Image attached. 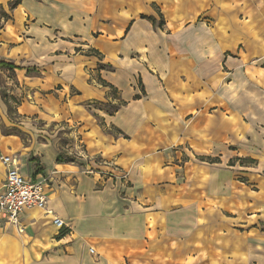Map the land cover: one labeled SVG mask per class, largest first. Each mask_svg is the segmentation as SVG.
Masks as SVG:
<instances>
[{"label":"crops","instance_id":"1","mask_svg":"<svg viewBox=\"0 0 264 264\" xmlns=\"http://www.w3.org/2000/svg\"><path fill=\"white\" fill-rule=\"evenodd\" d=\"M13 1L0 0V156L48 179L49 212L0 222V264L140 251L183 264L184 242L264 264V0ZM60 121L89 138L86 155L38 126Z\"/></svg>","mask_w":264,"mask_h":264},{"label":"rangeland","instance_id":"2","mask_svg":"<svg viewBox=\"0 0 264 264\" xmlns=\"http://www.w3.org/2000/svg\"><path fill=\"white\" fill-rule=\"evenodd\" d=\"M0 67H3V65H1ZM4 74L7 75L6 67L3 70V73H0V86H2L6 82V78H5ZM10 74L8 73V75H10ZM1 89H2L1 91L6 90L4 88V86L1 87ZM10 113L11 114L15 113L14 104H12ZM13 118H14V116H13ZM39 123L40 124H38V126H40L41 129H43L46 132L49 131L52 137H54L55 139H58V142L60 143L63 152L67 153L68 149H73V154H75L77 152H81L83 155H86V153H85L86 149L85 148L87 146H89L92 149V147H91L92 145L89 142V138L83 139L82 134L78 133V131H79V130H77L78 128L75 126V128L71 129V125H69V123H67L66 121H60L59 123H56V124L51 123L48 125L43 124V122H39ZM2 129L4 132H11V133H14L18 136L25 138V135L17 127L7 128L4 125H2ZM72 131H75V134L71 133ZM85 140H87V142ZM67 156L69 158H72V157H70L72 155H67ZM106 157H108V156L106 155ZM92 159L95 160L96 163H98V164H103L105 161L104 159H102L100 156H97V155H93ZM76 161H78V160H76ZM82 167H85V166H82ZM87 169H89V168H87ZM91 169H94V165L92 166ZM0 222H2V221H0ZM178 247L180 248V250L183 253V259H184L183 264H217V263H213V260H212L213 256L208 251V245L207 244H204L203 246L197 245L193 249V247L191 246L190 243L184 242ZM123 255H124V258L122 260V264H154V263H156V264H175L176 263L175 258H171L170 256H168L167 258H161L160 259V257L157 255V253L155 254L152 252L140 251L139 255H141V256L137 255L138 257H136L135 255H129L128 256L125 254H122L121 257Z\"/></svg>","mask_w":264,"mask_h":264},{"label":"built area","instance_id":"3","mask_svg":"<svg viewBox=\"0 0 264 264\" xmlns=\"http://www.w3.org/2000/svg\"><path fill=\"white\" fill-rule=\"evenodd\" d=\"M1 162L7 167L5 191L0 195V221L4 224H12L20 228L22 213L26 209L37 208L47 210V186L48 179L41 181L33 179L21 173L18 163L12 155H1ZM126 179L127 174L121 175ZM53 224L59 228H65V222L55 217ZM94 252V249H91Z\"/></svg>","mask_w":264,"mask_h":264},{"label":"trees","instance_id":"4","mask_svg":"<svg viewBox=\"0 0 264 264\" xmlns=\"http://www.w3.org/2000/svg\"><path fill=\"white\" fill-rule=\"evenodd\" d=\"M21 0H14L11 4H10V8L11 9H14L19 3H20ZM0 16L1 18H8L9 16L3 11V9L0 8ZM149 20H151L153 22V24H157L159 26H163L164 25V19L161 17L160 21L158 22L156 20V18L154 17H148ZM3 66H6V67H11L10 65L8 64H2ZM2 96L6 99H8V95L5 93V92H2ZM13 101H16V98L14 96H11L10 97ZM9 103V102H8ZM11 107L12 106H9V111L11 110ZM58 161L59 162H63V163H67V162H75V160L73 158H69L65 153H61L59 158H58ZM69 232L68 229H61L60 233H59V236H64L66 235L67 233Z\"/></svg>","mask_w":264,"mask_h":264}]
</instances>
